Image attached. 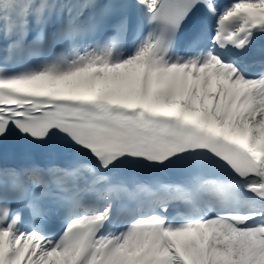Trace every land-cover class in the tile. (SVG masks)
Wrapping results in <instances>:
<instances>
[{
    "label": "snow or ice",
    "instance_id": "1",
    "mask_svg": "<svg viewBox=\"0 0 264 264\" xmlns=\"http://www.w3.org/2000/svg\"><path fill=\"white\" fill-rule=\"evenodd\" d=\"M0 264H264V0H0Z\"/></svg>",
    "mask_w": 264,
    "mask_h": 264
}]
</instances>
